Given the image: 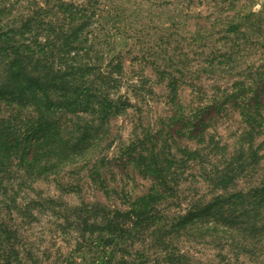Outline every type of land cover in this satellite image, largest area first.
<instances>
[{"label": "rangeland", "instance_id": "obj_1", "mask_svg": "<svg viewBox=\"0 0 264 264\" xmlns=\"http://www.w3.org/2000/svg\"><path fill=\"white\" fill-rule=\"evenodd\" d=\"M28 1L0 0V7L21 9ZM95 2L104 26L93 36L98 63H121L116 96L128 106L103 123L83 114L61 117L69 158L39 176L14 165L0 178L1 215L34 242L38 258L45 250L49 261L66 256L76 247L75 207L125 210L126 200L156 185L135 161L147 146L175 170L160 217L208 207L175 236L190 264H264L262 194L249 196L256 206L248 210L230 208L227 200L212 205L218 196L264 188V0ZM246 112L254 116L250 125ZM183 150L197 154L186 157ZM231 159L246 163L242 173L226 188L215 184L210 174ZM99 160L102 184L90 176Z\"/></svg>", "mask_w": 264, "mask_h": 264}, {"label": "trees", "instance_id": "obj_2", "mask_svg": "<svg viewBox=\"0 0 264 264\" xmlns=\"http://www.w3.org/2000/svg\"><path fill=\"white\" fill-rule=\"evenodd\" d=\"M81 1L56 0L49 5L47 0H29L18 8L20 12L15 6L0 7V178L14 165L30 176L51 173L68 159L61 117L83 114L103 123L128 106L126 99L116 96L121 63L103 68L96 56L100 50L93 36L100 4ZM241 115L248 125L255 122H249L254 119L250 113ZM140 151L137 168L156 185L147 194L126 200L125 210L98 203L75 207L71 214L76 247L51 261V253L43 251L41 257L48 264H190L175 246V236L180 225L207 214L208 207L160 217L159 206L171 198L166 196L172 191L168 183L175 176L173 161L162 160L155 148ZM196 154L182 151L186 157ZM100 164L101 160L94 162L90 176L102 184ZM235 164L231 159L223 168H214L210 175L215 184L226 188L240 176L246 163ZM256 191L264 198L262 188L218 196L212 205L227 200L230 208L248 210L256 206L249 200ZM12 221L8 225L0 213V264H41L34 242L20 236Z\"/></svg>", "mask_w": 264, "mask_h": 264}]
</instances>
